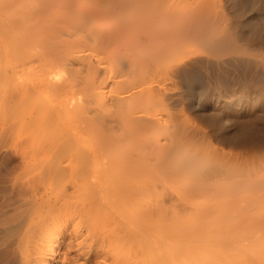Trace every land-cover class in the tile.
Instances as JSON below:
<instances>
[{
	"label": "bare ground",
	"instance_id": "bare-ground-1",
	"mask_svg": "<svg viewBox=\"0 0 264 264\" xmlns=\"http://www.w3.org/2000/svg\"><path fill=\"white\" fill-rule=\"evenodd\" d=\"M256 1L252 3L253 6ZM222 3L221 0H0V83L3 85H0V102L5 101V106L10 105L8 108L12 111H6V106L7 114H4V119L6 122L12 121V124L6 123L7 131L10 125L14 127L16 110L22 114L17 119L19 122L23 121L21 125L26 126L25 129L22 126L25 131L20 126L22 132H17L18 135L22 134L21 137L25 135L24 151L33 152L40 146L41 149L37 151L54 153L55 157L51 156L54 161L51 160L53 162L49 170L44 172L43 169L48 182L67 179L62 180L67 184L61 185L62 189L65 186L72 188L69 193L66 192L68 188L64 189L69 197L71 194L67 200H64L63 190L56 197L52 195L55 192L49 196L42 194V198L39 196L41 204L38 209L41 211L47 205V208L52 207L51 216L54 220L50 223L51 217L49 222L41 218L43 223H49L50 229L48 227L45 230L39 223L38 229L43 227L44 231L42 233L39 230L41 236L38 238L35 236L38 233L35 232L32 239L34 241L27 239L32 238L28 237L30 232L27 234L25 252L21 251L23 264H53L52 259L59 260L61 264H264L263 207V216L257 215L261 218L256 216L250 219L249 216L247 220L248 217L244 216H233V219L206 217L208 214L204 211L205 216L201 214L185 217L187 214L180 209L174 212L171 210L173 206L166 203L176 205V201H181L182 205L192 204V196L201 194V200L196 206L207 209L213 196L217 192L221 195L225 188H221V184L229 179L228 164H224L223 159H213L214 157L208 156L211 154L207 155L209 149L210 152L218 149L212 147L211 140L217 130L211 133L209 129L207 131L198 124H191L185 118L187 116H184L182 109L185 105L181 104L185 103L184 97L177 92L179 87L176 83V78H184L191 84L200 83L201 77L198 75L210 59L202 57L203 54H199L190 45L197 38H202L209 29L216 30L218 24L226 22L222 23L223 16L225 17ZM250 4L248 5L251 6ZM222 37L221 40H224L225 37ZM215 51L214 54L212 52L213 56L218 54ZM222 53L218 55L221 56ZM255 53L253 55L256 58ZM221 57L215 59L216 62L210 60L211 66L213 63L217 66L221 64L218 66L220 68L235 58L229 59V56V60H225ZM253 62L255 60L252 65ZM184 80L182 82L186 83ZM237 125L240 126L239 123ZM261 128H251L252 131L249 132L244 129V134L240 132L243 134L241 138H233H237L239 144L251 142L250 145H258L255 147H259L258 151L262 153L264 128ZM231 136L233 135L229 133L224 135L230 140ZM39 137L42 140L37 141ZM250 145L246 146L255 149ZM203 149L208 151L203 153ZM68 153L71 154L67 156L71 155L77 161L71 159L72 162L64 165L61 157ZM262 165V175L259 173L257 185L253 184L258 187L260 183V194L264 191V164ZM224 166L229 169L226 170L229 172H225L229 174L226 179ZM220 173L224 176L221 177L224 183L219 180ZM151 175L158 177L153 178ZM172 177H176V181L179 179L181 187L176 195L177 200L176 197L174 199L176 204L171 201L173 196L168 201L169 198H165V195L163 198L168 199L167 201L162 200L160 206H156L159 201L155 204L160 209L163 206L164 209L169 207L170 211L162 209L163 213L168 210L175 214L170 221V218L162 219L165 220L166 232L164 235V229L161 230L163 242L160 240V245L157 243L158 246H155L159 247L163 243L165 247L162 246L164 251L159 250L161 255L157 259L158 253L154 255L150 248L154 246L153 241L152 245L149 242L152 239L141 238L142 234L145 237V233L151 229L147 228L151 221L148 217L153 210L148 206L147 209L143 200L150 191L149 185L157 184L161 179L164 180L159 184L167 179L171 181ZM230 180V188L227 181L224 184L229 191L232 189ZM251 187L253 186L250 189ZM211 189L215 194L211 192L212 198L207 199L206 193ZM223 192L226 193V190ZM78 193L83 194L84 199ZM74 195L81 197L82 202H73L79 198ZM52 196L55 203L52 202ZM135 200H141L140 205H144V208L140 206L143 210L140 211L139 208L134 214L131 207L137 204L133 203ZM226 200L231 203V199ZM99 201L105 203L102 202L100 206ZM56 204L60 205L57 210L59 216L55 213L57 217L54 218ZM139 211L140 214L137 215ZM92 213H95L93 217ZM98 216L100 224L110 223V226L100 225L102 229L99 230V222L94 221ZM44 225L47 227L46 223ZM65 235L69 237L68 241L63 239ZM136 235L140 241H136ZM134 243L138 244L137 248L133 246ZM32 244L39 247H35V253L31 254ZM155 246L153 249L156 251L159 248ZM151 254L152 259H149Z\"/></svg>",
	"mask_w": 264,
	"mask_h": 264
},
{
	"label": "rangeland",
	"instance_id": "rangeland-1",
	"mask_svg": "<svg viewBox=\"0 0 264 264\" xmlns=\"http://www.w3.org/2000/svg\"><path fill=\"white\" fill-rule=\"evenodd\" d=\"M246 1H247V4H246ZM255 1L256 0H245V1L244 0H230V1L229 0H221V3L223 2L222 3L223 15L225 14V17L227 18L226 19L223 16L222 23L225 22V20H226V22L224 24H221V25L218 24V27H217L218 29H216L217 31L213 28L214 30L211 29L212 30V32H211V30L209 29L208 30L209 33H208V31L205 33V35L208 33L206 35L207 37H205V35H204L202 38H197L191 44L192 46L190 45L191 48L197 49L199 54H203L204 56L201 55L202 57L205 58V56H206V58H208L207 60L210 59L213 62H216L218 59H220L221 56H223L221 58L222 59L224 58L225 60H229L230 58L235 57V58L231 59V60L236 59L235 61L233 60L231 62L229 61V63H227V64L226 63L224 65L222 64L223 68L222 67L219 68L218 66H221V64L217 66L216 63H213V65L211 66L212 62L209 60V62H207V64H206L207 68H205V66H206L205 65L203 67L204 71L202 70V72L198 75L199 78L201 77V79H199L200 83L191 84L187 80H184V78L182 80H180L179 78H176L177 81L175 80L177 83V87H179L178 88L179 90L177 92L181 96L183 95V97H184L183 102H185V103H181V104L185 105V106H182V105L181 106H182V109L185 113L184 116H187L185 118L186 119L188 118L189 121L191 122V124H193V123L198 124L203 129H205V130L207 129V131L209 129V131H211V133L213 130L214 131L217 130V132L213 133L211 140H213L212 141V143H213L212 147L213 148L215 147L218 149L216 150V152L213 149H212V152H210V149H209V151L203 149L204 150L203 153L208 151L207 155L211 154V155H208V156H210V158L214 157L213 159L217 158L218 160L223 159L222 162H224V164H228V167L230 170L228 169V167L224 166L225 170L223 172L225 174V172L230 171L229 172L230 175L225 174L226 175L225 179L229 175V177H228L229 179L226 181L228 182L231 178L230 181L232 183H230V184H232L231 185L232 189H231V191H229V189L228 190L226 189V186H225L226 181L224 180L225 183L223 182L222 178H224V176L222 175V173H220L222 176L221 175L219 176V180L221 179L220 182H223L225 185L221 184V186H220V184H219L220 182L218 183V185L221 188L222 187H225V188L222 189V191L220 193L221 195H219L218 192L215 194L214 190H212V189H211L212 191L210 190V192L208 190L207 191L208 193H206L207 196L205 194L207 199L209 197H210V199L212 198V196H213L212 193L215 194V196H213L214 197L213 200L209 202V207L207 209L203 210L202 207L196 206V204L201 200V194H199L197 196H195V195L192 196V200H193L192 204L186 203V204H188V205H186L183 203L184 205H182L181 201H179V202L176 201L178 203V204H176V202H175V200H177L176 195H178V192L181 189V187H179L180 182L178 183L179 179L176 181V177H172L173 179L171 181H167V180H169V179H167L165 182L159 184V182L164 180V179H161V181L159 180V182L157 183L158 185L156 183H152L153 179H151L152 184L150 183L151 185H149L151 187L150 191L144 197L145 200H143L145 202L144 204L146 205V207L148 206L150 209H153L152 214H151V212H149L151 214V216L148 217V219L150 218L151 221H150V223L148 222V225L150 224V227H147V228H148V230H149V228H151V229L149 231H147L148 233L144 232L146 230L142 231L145 233V237H144V234H142L141 238L143 237V239H145L146 237L147 238L150 237L152 240H150V238H148L150 240L149 242L151 243L153 241L152 243H154V246H155V244L158 246V244L160 243V240H161V242H163L162 241L164 239L163 236L165 235V232H166L164 222H165L166 218H167V220L170 218L169 221L171 219H173V217L175 216L174 210L178 211L180 209V211L187 214V215H184L185 217H189L190 215L200 216L201 214L203 216H205L204 213L206 212L205 213L206 215L207 214L210 215V216L207 215L206 217H211V218H212V216L213 217L214 216L215 217L222 216V217H230L233 219V216H235L234 218H236V216H238V217L244 216L245 218L248 217L247 220H249V216L251 217L250 219H253L252 217H256L257 215L263 216V214H264L263 213L264 206H262L264 204V202H263L264 198L262 197V195H264V193H263L264 191H261V194H260V189H259L260 183H259L258 187L256 186L257 185L256 182H258L259 177L262 175L261 169L263 166L262 164H264V152L260 153V150L258 151V149H260V148L255 147L258 145L254 144V143H252L253 145H250L251 142H244V143L239 144L237 141V138H239V137L241 138V135H243L245 133L244 131L242 132V130H244V129H245V131L249 132L250 130L252 131V129L255 130V129H259L261 127L264 128L263 127V125H264V40H263L264 39V17H263L264 16V11H263L264 10V2L263 1L264 0H261V1L257 0L255 6H253L254 4H252V3H255ZM248 4H250L251 6H249ZM248 6H249V8L247 9ZM259 10H261V11H259ZM234 20L236 23H234ZM244 22L246 25L244 24ZM221 28H222V30H221ZM223 29L225 32L223 31ZM217 33H219V34H217ZM220 33H222V34H220ZM242 33H243V35L245 34V36H243ZM235 34H236V36H235ZM208 36H210V37H208ZM229 36H231V37H229ZM258 36H262V38L259 39ZM221 37L223 39L225 37V39L221 40ZM250 38H251V40H250ZM252 38H254V39H252ZM256 39H258V40H256ZM245 40H246V42L247 41H249V42L246 43V42H244ZM201 42H203V43H201ZM208 42H210V43H208ZM203 44L204 45L206 44L207 47L204 46ZM197 46H199V47H197ZM246 46H247L248 50H247ZM216 47L218 49H216ZM198 48L199 49L201 48L200 49L201 51H199ZM214 48L216 49V51ZM249 48H251V49H249ZM233 49H234V51H233ZM252 49H253V51H252ZM218 50H219V52H218ZM240 50H242V51H240ZM214 51H215V53L217 52L219 55L222 52H224L228 55L222 53L221 56H219L218 54H215L213 56ZM229 51L231 53L233 52V54L235 51L236 52L233 55L231 53L229 54L228 53ZM247 51H249L250 53L248 54ZM256 51L257 52L260 51V53L258 54ZM203 52H205V53H203ZM208 52H210V53H208ZM212 52H213V54H212ZM206 53H207V55H205ZM251 53H252V55H251ZM254 53H255L256 58L253 55ZM228 57H229V59H227ZM244 57H245V59H244ZM215 59H217V60H215ZM248 59H250V60H248ZM247 60H248V62H247ZM254 60H255V63L253 62L254 63L253 64L254 66H253L252 61H254ZM249 61H251V63ZM232 63H233V65H232ZM237 64H239V65H237ZM247 65H249V67ZM206 71H208V72H206ZM217 71H219V73ZM179 80L181 82L183 80L186 81L187 85L185 82L180 83ZM2 83H4V81ZM0 85H1V83H0ZM180 85H181V87H180ZM184 86H185V88H184ZM1 87H3V85H1ZM1 87H0V90H1ZM4 88H5V86H4ZM209 91H210V93H209ZM0 96H1V93H0ZM3 96L4 95L2 94V97ZM199 96H200V98H199ZM4 98L5 97H3V100H5ZM0 99H2V98L0 97ZM3 100H1V101H3ZM1 103L2 104L4 103L3 106H5V101L0 102V106L2 105ZM3 106H1V108L2 109L5 108L4 110H1V108H0V116L2 117V118H0V264H23L22 252L23 253L25 252L24 250L27 246L26 245V242L28 241L27 239H31V241H34V240H32L33 237H35L36 235H37V238H38V236L39 237L41 236L40 232L43 233L44 230H43V227H42V229L41 228L38 229L39 228L38 226H40V224H41V226H44V229L45 228L48 229V227L50 229V225L48 223L49 222L48 220L50 219V217H51L50 223L53 222L52 221L53 218L51 216V214L53 213V211H51L52 207L51 208L49 207L50 208L49 209V208H47V206H48L47 205L44 208H41V211H40V209H38V205L41 204L42 194H44V196H49L50 193L52 194L54 192L55 193L57 192L56 194L55 193L52 194L54 197H56V195H58L59 193L61 194V191L63 190L62 192L65 194L64 196L66 199L64 198V196H62L63 193H62L61 197H63L64 200H67V198L70 199L71 194H69L70 195V197H69L68 194H66V192L69 193L72 188L70 189V187L65 186L64 189L68 188L67 189L68 191H66V192L64 191V189H62L61 185L66 184L64 181L67 179H65V180L60 179L61 181L58 180L57 182H52V183L50 181L48 182L47 175L44 172H46V170L47 171L49 170L48 168L50 167V165H52V162L54 161V158H52V157H55L54 156L55 154L54 153H46L43 150L37 151V150L41 149L40 146L37 150H34L33 152L31 150H26V151H29V153L24 151L25 145L23 146V144H25L26 142H24L23 140H25L24 139L25 135L23 137H21L22 134L18 135V133L22 132L21 129L24 130L26 126L24 127L23 125H21V124H23V121L19 122V120L17 119L20 117L19 115H22V114H19V112H17L16 110L15 111L13 110L17 114L15 115L16 116L15 118L13 116V118L15 119V122L13 123L14 127H12V125H10V124H12V121L9 120L6 122V120H5L6 115L4 116V114H7L6 111H11L8 108V106L10 107V105L7 106V104H6L8 110H6V106L4 108H3ZM11 108H12V104H11ZM11 115H13V114H11ZM254 118H256V119H254ZM14 119H12V120H14ZM4 122H5V124L6 123L8 124V122L9 123L11 122L9 124L10 125L9 131H7L8 126H7V124L5 125ZM238 123L240 124V126L237 125ZM15 124H16V126H15ZM259 124L261 125V127ZM24 125H25V123H24ZM22 126L24 129L22 128ZM244 126H246V127L244 128ZM250 126H252V127H250ZM15 127H16V129H13ZM246 128H249V129L246 130ZM17 129L19 131H17ZM6 132L8 135L6 134ZM13 132L15 133L14 135H13ZM226 132L233 135V136H231L232 138L236 137V136H238V137L236 139L231 138V140H230V138L227 139L226 137H224V135L227 134ZM237 132H239V134H240V132H242L243 134L241 133L239 135ZM217 134H219L220 136ZM2 135H3V137H2ZM9 135H11V136L9 137ZM18 136H19V138H17ZM90 139H91V137H90ZM39 140H42V137H39L37 139V141H39ZM247 143H249V144H247ZM246 145L254 146L255 149L253 147H251L250 149L253 148L254 150L253 149L250 150L249 146H246ZM30 151L32 153H30ZM42 151L45 153H42ZM217 151H218V153H217ZM34 152H36V153H34ZM69 154H71V153L66 154V156ZM74 154L75 153H73V155ZM60 155H62V154H60ZM66 156H62V157L60 156L62 161H64V165H68L69 162H72V161H77V160H74V157L71 155L67 156V157ZM75 156H77V155H75ZM68 158L70 161L68 160ZM71 159H72V161H71ZM75 159H79V158L75 157ZM51 160H53V161L51 162ZM59 161H61V160H59ZM225 162H227V163H225ZM43 169H44V172H43ZM226 170H229V171H226ZM259 173H260V176L258 177ZM160 174H162V173H160ZM42 175L44 176L43 178H46V180H44L41 177ZM45 175H46V177H45ZM151 176H154L153 178L158 177V175L157 176L151 175ZM151 176H150V178H151ZM62 180H64V181H62ZM42 182H44V183H42ZM60 182H62V183H60ZM253 184H256V185H253ZM228 185H229V182L227 183V186ZM136 186H138V185H136ZM250 186H253V187H251V189H250ZM178 187H179V189H178ZM228 187L230 188V185ZM136 188H138V187H136ZM163 189H164V191H163ZM224 189L226 190V193L223 192ZM85 190H87V189H85ZM215 191H217V190H215ZM228 191H229V194H228ZM163 192H164V194H163ZM38 193H40V194L38 195ZM45 193H46V195H45ZM209 193L211 194V196ZM222 193L224 195H222ZM66 195H67V197H66ZM78 195H80L83 198V196H82L83 194L81 195L78 193ZM78 195L77 196L74 195L75 198L79 197ZM163 195L167 196V197L164 196L165 198H169V200L167 199L168 201L171 200V196L174 197L171 201L174 202V204H176V205H172L171 203L166 202V203H168V206H171V207L173 206L171 208V210L173 209L174 212L173 211L168 212V210H166L165 213H163L165 209H169V207L166 205H165L166 206L165 209H164L163 205H162L163 208L161 207V209L159 207L156 208V206H160V203L162 202V200L165 199V198H163ZM216 195H218V196H216ZM226 195H228V197ZM35 196H37V197H35ZM39 196H41V198H39ZM54 197L52 198V202L55 199ZM61 197H60V199L62 200L63 198H61ZM81 197L77 198L78 200H73V202H75V201H78L77 203L82 202L81 201L82 199H80ZM175 197H176V199H175ZM224 197H226V198H224ZM261 197H262V199L260 200ZM37 198H39V199H37ZM72 198H73V195H72ZM35 199H37V201H35ZM226 199H229V200L231 199V203L229 204L228 200H226ZM138 200L139 199H137V201ZM34 201H35V203H34ZM38 201H40L39 204H38ZM137 201L136 202L133 201V203H137V204H134L135 205L134 207L131 205L132 206L131 210L134 214L137 213L136 211L139 210L140 206H141V208L144 206V205H140L141 200L139 202H137ZM157 201H159V202L157 203ZM226 201H227V203H226ZM52 202H51V205L54 206V204H52ZM68 202H69V200H68ZM102 202L105 203L104 201H101V203L99 201V203L101 204L100 206H102ZM53 203H55V202H53ZM83 203H84V201H83ZM133 203H131V204H133ZM156 203H157V205L155 206ZM59 204H61V203H59ZM63 204L64 203H62L61 205H63ZM141 204H143V202ZM215 204H216V206H215ZM35 205L37 207H35ZM51 205L49 204V206H51ZM56 205L57 206H55L54 209H56V207H57V209L55 210L53 215H55V213H56V215L58 214L57 210L59 209L58 206H60V205H58V204H56ZM80 205H78V206H80ZM148 207H147V209H148ZM259 207L261 209H259ZM141 208H140V211L143 210V209L141 210ZM162 209H164L163 212H162ZM32 211H34V213ZM140 211L137 215L140 214ZM154 211H156V212H154ZM169 211H170V209H169ZM203 211H204V213H203ZM258 212H260V213H258ZM261 212L263 214H261ZM31 213L33 215L36 214L37 216L36 215L33 216ZM37 213H39V214H37ZM59 213H60V211H59ZM95 213L91 214L92 217L95 215ZM96 214H98V213H96ZM141 214H142V212H141ZM56 215L54 218L57 217ZM47 216H49V218H47ZM58 216H59V214H58ZM100 217H103V216L101 215ZM100 217L98 216L97 220H94L95 223L96 222L98 223L99 221H101L99 219ZM41 218L43 220L47 219L48 222L44 221L47 224V227L44 225L45 223L42 222L43 220ZM230 218H227V219H230ZM241 218H243V217H241ZM257 218H261V216H257ZM162 219H165V220H163L164 222L162 221ZM23 220H25V221H23ZM38 220H40V221L42 220L41 221L42 223L40 221L38 222ZM255 220H257V219H255ZM169 221H166V222L169 223ZM17 224H18V226H17ZM19 224H20V226H19ZM37 224H39V225H37ZM105 224H106V227L110 226L109 225L110 223L109 224L108 223H101L100 224V222L97 224V226L102 225V227H104ZM102 227L100 226L99 230L102 229ZM160 227H161V229H160ZM162 227H164V228H162ZM47 229H45V230H47ZM162 229H164V231ZM39 230H41V231L39 232ZM138 230H140V229H138ZM161 230L163 231L164 235H163V233H161L162 232ZM35 232L38 234H35ZM28 233H29L28 237L31 236L32 238H27ZM31 233H33V236ZM34 234H35V236H34ZM136 234H137V232H136ZM137 235L139 236L140 233L138 232ZM137 235H136L135 239H136V241H138V239L140 241L141 239L137 238ZM158 237L160 239H158ZM67 238L69 240V237L67 235H65L63 237L64 240H67ZM38 240L40 241V239H38ZM156 240L159 242H157ZM35 241H36V239H35ZM155 241H156V243H155ZM34 243H36V242H34ZM150 243L148 245H150ZM152 243H151V245H152ZM33 244H32V246L34 247ZM37 244L39 245L38 241H37ZM29 245H31V244H28V246ZM38 245L35 247H39ZM137 245L135 244L133 246L134 247L136 246V248H137ZM139 245H141V244H139ZM32 246H30V251H32L31 254L33 252L35 253V251H33V250H35V247L33 249ZM162 246L165 247V245L163 243H161V246H159V247L155 246V248H159L156 251H155V249H153L152 246L150 247V248H152L151 251L154 253V255L158 253L157 254L158 256L156 255V258L158 257L157 259H159L161 252L164 251L162 249L163 248ZM23 247H24V249H23ZM136 248H134V249H136ZM147 248H149V247H147ZM149 253H150V251H149ZM152 256L153 255L151 254V258H149V259H152ZM153 261L154 260H152V261L150 260V262H153ZM51 262H53V264H55V263L59 264L58 262H60V261L59 260L55 261L52 259ZM60 264H61V262H60Z\"/></svg>",
	"mask_w": 264,
	"mask_h": 264
}]
</instances>
